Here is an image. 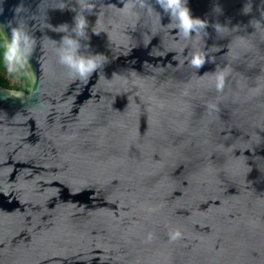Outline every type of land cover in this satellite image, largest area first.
Returning a JSON list of instances; mask_svg holds the SVG:
<instances>
[{"label":"water","instance_id":"obj_1","mask_svg":"<svg viewBox=\"0 0 264 264\" xmlns=\"http://www.w3.org/2000/svg\"><path fill=\"white\" fill-rule=\"evenodd\" d=\"M60 2L0 0L36 40L30 91L0 85V264H264V0H188L191 38L156 0H94L86 81L58 59L82 10Z\"/></svg>","mask_w":264,"mask_h":264},{"label":"clouds","instance_id":"obj_2","mask_svg":"<svg viewBox=\"0 0 264 264\" xmlns=\"http://www.w3.org/2000/svg\"><path fill=\"white\" fill-rule=\"evenodd\" d=\"M164 13L170 17V25L173 29L178 30L180 36L191 38L194 35L201 33L207 35L208 20L200 17H195L188 6V0H156ZM64 0H61L59 8L66 7ZM81 11L77 12L74 20V26L69 29L67 24H61L55 30L66 33L59 43L57 55L59 62L66 66L74 78L86 81L91 75L96 72L105 62L104 56L101 54H91L82 52L81 38L87 35L88 20L84 15V11L91 12L95 7L94 0H80ZM134 6H130L128 11L130 15H135ZM140 7L145 8L149 15L153 13L154 8L146 5L141 0ZM217 11H221L219 5L216 6ZM2 11V9H0ZM22 8L18 7L16 12L19 13ZM242 11L247 14L251 11V4H245ZM157 12V11H156ZM158 13V18L161 19V14ZM216 31L220 33L225 27L219 23L214 25ZM99 34L98 31H94ZM194 33V35H193ZM36 46L34 36L21 24L11 27L10 36L0 26V68H3L6 73L11 76H22L28 80L27 66ZM188 55V63L195 69L204 66L206 62H214L205 51H192ZM226 71L223 69L215 72V87L223 90L225 86ZM182 233L175 230L170 233V239L175 241L181 238Z\"/></svg>","mask_w":264,"mask_h":264},{"label":"trees","instance_id":"obj_3","mask_svg":"<svg viewBox=\"0 0 264 264\" xmlns=\"http://www.w3.org/2000/svg\"><path fill=\"white\" fill-rule=\"evenodd\" d=\"M0 85L6 89L29 92V79L25 80L22 76H11L3 68H0Z\"/></svg>","mask_w":264,"mask_h":264}]
</instances>
